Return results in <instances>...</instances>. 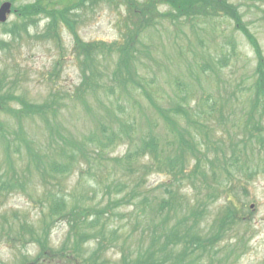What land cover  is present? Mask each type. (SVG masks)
<instances>
[{
	"label": "rangeland",
	"instance_id": "374dc122",
	"mask_svg": "<svg viewBox=\"0 0 264 264\" xmlns=\"http://www.w3.org/2000/svg\"><path fill=\"white\" fill-rule=\"evenodd\" d=\"M4 1L9 0H0V4ZM44 1L46 3L48 0ZM61 1L65 6L71 4L70 0ZM72 1L78 3L80 0ZM231 1L239 7L243 15L242 20L258 38L264 54V0ZM78 8L80 10L76 8L70 11L76 16L70 17L69 20L76 21L74 27L82 41H103L108 44L122 42L119 24L125 14L124 5H112L105 1L91 4L88 1ZM165 8L157 6L158 12L165 11ZM42 18L45 20L34 19L29 21V24L21 22V30L13 34L1 33L5 28H12L14 23H18L16 17L10 16L7 25H0V40L6 41L7 44L0 50V79L3 78L6 88H14L18 97L33 103L44 102L58 89L66 91L76 88L81 79L78 61L70 48L73 42L71 32L64 24L59 23L61 29L55 24L51 33L54 30L55 32L48 36L47 27L50 21L46 17ZM198 19L200 18H195L190 23L180 20L175 24L158 19L154 29H146L139 35L140 45H137L134 67L140 80L143 77L148 82L153 80V87L161 96V104L168 107L179 103L196 108L203 114L207 110L203 101H215L217 106L222 104V116H207L210 126L207 139L203 135H197L201 144L207 147L209 156L219 157L223 152H228L231 140L237 142L241 139L239 135L229 139L228 133L239 131L241 136L244 135L242 126L250 106L246 103L237 105V102L248 99L247 94L241 98V93L254 81L256 62L250 47L242 35L234 31L228 19ZM116 59L115 54L105 53L97 56L94 61L97 74L93 84L95 93L87 95L88 107L69 102L65 98L64 103L57 106L54 122L57 132L53 134L48 133L44 121L38 117L26 115L15 120L0 113V123L4 129L3 135L0 129V174L8 172V175H16L24 182L23 191L5 194V198L4 195L0 196V264H21L19 261L23 255L32 260L35 257L37 259L40 253V248L29 242V236L24 234L25 240L15 238L20 233L16 232L22 227L37 230L39 218L46 213L47 206V202L42 198L44 187L40 175L34 171L33 165L30 173L26 169L29 161L26 148L21 146L20 152L16 150L17 145L24 144L23 139L30 142L35 150L40 148L45 153V159L49 160L58 154V148L63 143L62 135L100 136L101 129L117 131L128 122L135 125V133L145 134L150 129L151 120L153 126L157 125L151 108L145 107L146 100L142 97L141 90L123 93L119 89L111 92L110 88H107L115 83L111 72L115 70ZM201 68L206 71V76L199 74ZM181 84L183 86L178 87ZM134 100L137 101L136 105ZM10 105L12 109H16L15 104ZM159 124L158 129L157 126L155 128L165 137V127ZM182 125L187 127L186 121L182 120ZM17 130H21L23 135L17 136ZM3 137L11 144L8 158ZM123 142L130 144L129 138H124ZM248 145H251V142ZM252 150L254 156H250V149L248 155L259 164L252 170L253 177L247 180V198L239 190H232V194L238 195L247 207L251 206V221L235 228L234 233L225 234L213 247L216 258L208 261V253L211 251L208 250L203 258L205 262L201 264H264V146L254 142ZM107 152L109 157H121L124 155L125 145L119 142ZM258 153L261 158L257 156ZM145 161L146 159L141 162ZM215 165L218 166V162ZM228 168L230 170L229 166ZM105 171L115 172L125 180L129 176L128 171L121 165L117 167L113 160L103 167V172ZM216 172L225 173L219 167ZM93 175L94 171L90 172L87 178L94 180ZM145 179L143 188L147 186L146 190H153L166 178L155 173ZM62 183V193L70 203L85 202L93 206L100 200L98 193L97 196L92 194L94 190L89 186L91 181L78 183L77 176L75 178L70 175L62 179ZM56 186V182L49 181L50 190ZM204 189L205 187H200L201 198L203 203H207V208L199 232L206 234L209 233L210 225L224 207L227 198L220 192L217 201L208 202L212 197L206 194ZM182 192L186 195L185 204L189 205L190 201L192 203L195 194L193 187L188 185ZM92 198L94 200L90 201ZM176 220L171 219L170 223ZM113 225L118 227V230L123 227L117 234L119 243L124 240L123 235L132 230L133 235L126 243H130L132 247L142 240L141 236L146 231L144 226L129 227L125 221L114 220ZM66 232L65 225H54L48 234L51 249L57 250L63 245ZM106 245L97 262L120 264L118 247H112L108 243ZM95 249L96 245L91 241L82 248L81 255L88 257ZM68 252L66 250L65 254ZM55 258L57 257L54 256L53 259Z\"/></svg>",
	"mask_w": 264,
	"mask_h": 264
},
{
	"label": "trees",
	"instance_id": "16d2710c",
	"mask_svg": "<svg viewBox=\"0 0 264 264\" xmlns=\"http://www.w3.org/2000/svg\"><path fill=\"white\" fill-rule=\"evenodd\" d=\"M11 1L18 3L17 17L23 22L44 16L51 19V28L55 24L57 28H61L60 19L73 36V52L80 66V83L67 92L58 90L49 99L32 108L34 114L44 121L49 134L57 132L54 123L57 106L64 103L65 96L69 102L88 107L87 95L95 93L93 84L97 78L94 61L99 54L105 53L117 56L115 70L111 72L115 83L111 87L107 86L109 91L119 89L123 93H130L141 90V95L146 100L145 107L151 108L153 117L157 119V125L154 126L150 121V129L145 134L135 133V125L128 122L117 131L101 129L100 136L62 135L63 143L58 148V154L49 160L45 159V153L40 148L35 150L26 142L29 158L26 169L30 173L33 165L34 171L41 177L44 187L42 198L47 202V212L40 217L37 230L22 227L15 238L24 240V233L28 234L29 242L40 248V254L46 252L45 257L48 255L50 259L57 257V262L53 259L44 264H99L97 260L105 251L106 243L118 247L120 264H201L205 262L203 258L208 250H211L208 261L215 259L213 247L224 235L234 233L235 228L251 221V208L238 195H233L232 190H239L246 197L247 180L253 177L252 170L259 164L250 159V156H254V142L264 146V54L258 39L242 20L239 7L231 0H155L141 4L127 0L125 14L119 24L122 42L108 44L103 41L83 42L76 33V21L69 20L76 16L70 12L73 8L82 7L83 2L93 0H83L72 6L64 5L63 10L55 11H50V3H45L44 0ZM158 4L166 6L169 11L158 13L155 10ZM217 17L227 18L233 24L234 31L243 35L253 50L256 66L253 83L241 93V98L244 94L248 95L247 101L237 102V105L246 103L250 106L242 126L244 135L241 136L239 131L228 133L229 139L237 138L238 135L241 139L237 142L230 141L228 154L223 152L219 157H211L197 135H203L207 139V130L210 128L207 116H222V104L217 106L215 101H203L207 108L203 114L189 105L175 103L168 107L161 104V96L153 87V80L148 82L144 77L140 80L134 63L137 45H140L139 35L146 29H154L158 19L175 24L179 20L190 23L195 18ZM199 74L207 75L202 68ZM180 94L183 96L181 91ZM133 103L136 105L137 101L134 100ZM182 120L186 121L187 127L182 125ZM159 123L165 127V137L157 130ZM124 138H129V145L128 142H123ZM119 142L125 145L124 155L109 157L106 150L114 148ZM250 142L251 145H248ZM94 145L98 147L91 148ZM248 149L251 150L250 156ZM257 156L261 158L260 153ZM145 159V162H141ZM111 160L117 167L121 165L128 171L126 180L115 172H103V167ZM217 162L218 166L215 165ZM217 167L225 173L217 174ZM92 171L94 180H89L87 175ZM155 173L164 175L166 179L157 188L146 190L143 188L145 178ZM70 175L75 178L77 176L78 183L91 181L89 186L94 190L92 194H99V202L92 206L85 202L80 204L67 201L61 185L62 179ZM49 181L57 184L52 190L48 187ZM185 185L192 186L195 191L189 205L185 204L186 196L181 192ZM201 186L212 197L208 202L217 201L220 192L227 198L206 234L199 232L207 208V203H203L201 198ZM17 187L24 189V182L16 175H8L6 172L0 176V191ZM93 200L92 198L90 201ZM175 218L177 220L170 223ZM114 220L125 221L132 228L144 226L146 231L141 236L142 240L134 247L130 243L126 244L133 235L130 230L119 243L117 234L123 227L118 230L113 225ZM55 224L65 225L67 228L63 245L57 250L50 248L48 237ZM90 241H93L96 249L88 257H84L81 250ZM66 250L69 251L67 254Z\"/></svg>",
	"mask_w": 264,
	"mask_h": 264
},
{
	"label": "water",
	"instance_id": "95a60500",
	"mask_svg": "<svg viewBox=\"0 0 264 264\" xmlns=\"http://www.w3.org/2000/svg\"><path fill=\"white\" fill-rule=\"evenodd\" d=\"M10 11V4L9 3H5L1 6L0 8V22H4L6 19V15L9 13Z\"/></svg>",
	"mask_w": 264,
	"mask_h": 264
}]
</instances>
